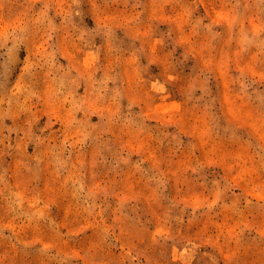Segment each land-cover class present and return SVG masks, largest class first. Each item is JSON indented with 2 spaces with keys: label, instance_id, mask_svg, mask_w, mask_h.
I'll list each match as a JSON object with an SVG mask.
<instances>
[{
  "label": "rangeland",
  "instance_id": "1",
  "mask_svg": "<svg viewBox=\"0 0 264 264\" xmlns=\"http://www.w3.org/2000/svg\"><path fill=\"white\" fill-rule=\"evenodd\" d=\"M0 264H264V0H0Z\"/></svg>",
  "mask_w": 264,
  "mask_h": 264
}]
</instances>
